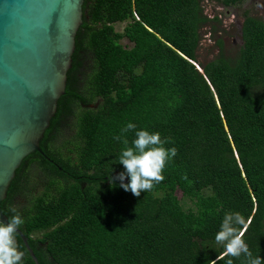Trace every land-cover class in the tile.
Instances as JSON below:
<instances>
[{"label":"trees","instance_id":"trees-1","mask_svg":"<svg viewBox=\"0 0 264 264\" xmlns=\"http://www.w3.org/2000/svg\"><path fill=\"white\" fill-rule=\"evenodd\" d=\"M209 21L202 0H84L66 90L40 142L57 165L30 153L1 202L23 217L41 264H225L214 235L226 211L241 214L249 250L264 259V19L245 11L238 53L220 41L201 64ZM117 22H127L122 31ZM129 121L177 149L164 179L139 196L114 179L135 136L121 132ZM34 168L44 186L29 197ZM23 241L16 232L17 264H36ZM231 259L245 264L243 253Z\"/></svg>","mask_w":264,"mask_h":264},{"label":"water","instance_id":"water-1","mask_svg":"<svg viewBox=\"0 0 264 264\" xmlns=\"http://www.w3.org/2000/svg\"><path fill=\"white\" fill-rule=\"evenodd\" d=\"M83 4L0 0V221L5 223L1 202L23 159L41 151V139L65 93ZM16 232L41 264L28 237L19 227Z\"/></svg>","mask_w":264,"mask_h":264},{"label":"clouds","instance_id":"clouds-1","mask_svg":"<svg viewBox=\"0 0 264 264\" xmlns=\"http://www.w3.org/2000/svg\"><path fill=\"white\" fill-rule=\"evenodd\" d=\"M135 129V136L131 147L122 148L118 162L123 166L114 179L119 180L120 186L139 196L141 191L151 190L154 183L164 179L162 170L176 154L174 145L164 147L168 138H161L159 131H148L137 128L136 124L129 121L121 129L126 132ZM125 177L127 182L125 183ZM12 215L7 217V222L0 221V264H17L19 255L16 251L15 233L24 223L23 217L15 208ZM240 226L246 227L241 214L235 211H226L214 235V240L223 246L224 255L228 257L225 264H233L232 257H239L243 253L245 264H264L260 255L253 256L243 238Z\"/></svg>","mask_w":264,"mask_h":264},{"label":"rangeland","instance_id":"rangeland-1","mask_svg":"<svg viewBox=\"0 0 264 264\" xmlns=\"http://www.w3.org/2000/svg\"><path fill=\"white\" fill-rule=\"evenodd\" d=\"M202 4L210 21L201 28V41L197 51L198 62L201 64L208 62L220 53V41L227 56L233 57L238 53L243 42L241 26L245 11L264 19V0H244L235 6H224L215 0H202ZM126 24L127 22H117L115 27L117 31H122ZM122 42L126 45L129 44L127 39ZM71 130V127L65 129L64 136H67L66 138L72 134ZM31 179L32 191L29 197L40 192L44 186L38 168L31 171ZM176 194L182 199L185 207L191 205V201L182 196L181 190H178ZM18 201L25 203L27 198L22 197Z\"/></svg>","mask_w":264,"mask_h":264},{"label":"flooded vegetation","instance_id":"flooded-vegetation-1","mask_svg":"<svg viewBox=\"0 0 264 264\" xmlns=\"http://www.w3.org/2000/svg\"><path fill=\"white\" fill-rule=\"evenodd\" d=\"M96 104H97V103H96ZM96 104H94V103H90V104H88V105H90L91 107H94V106H96ZM83 105H84V104H83ZM71 116H73V115H71ZM70 119H71V117H70ZM66 124H67V123H66V120H58V121H57L56 127L59 129L58 134H59L60 132H63V131L66 129ZM47 144H48V147L52 145L51 142H49V143H47ZM55 144L58 145V143H55ZM40 152L44 154V152H43L42 149H41ZM44 155H45V154H44ZM45 156L49 159V161H50L51 163L57 165V163H56L52 158L48 157L47 155H45ZM59 167H60V169H62L61 166H59ZM18 198H19V196H17V199H18Z\"/></svg>","mask_w":264,"mask_h":264}]
</instances>
